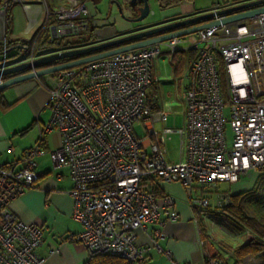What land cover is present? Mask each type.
<instances>
[{"label":"built area","instance_id":"obj_1","mask_svg":"<svg viewBox=\"0 0 264 264\" xmlns=\"http://www.w3.org/2000/svg\"><path fill=\"white\" fill-rule=\"evenodd\" d=\"M61 1L63 5L45 14V25L54 20L55 36H78L88 30L83 18L88 13L86 4L82 0ZM41 4L45 0H5L0 5L3 47L10 9L22 6L28 10ZM238 4L217 2L207 13ZM185 37L196 56L181 94L186 125L177 129L168 127L169 113L157 108L151 94L155 80L152 62L163 53L162 46L170 55L182 50ZM69 49L74 48L58 51ZM38 57L41 55L32 53L11 63L4 49L0 71ZM48 77L44 88L49 93L50 120L42 127L38 143L26 151L20 169L0 165V264L45 262L36 254L43 244L42 228L20 221L11 205L38 180L37 158L47 154L42 144L45 133L53 130L61 135V147L48 154L55 169L69 172L72 217L82 229L73 240L82 244L89 256L143 262L149 249L137 244L136 231L179 221L176 200L161 191L162 185H183L191 208L203 212L212 205L211 193L217 207L230 204V195L219 191L220 184L235 183L250 171H264V13ZM158 123L163 124L162 136L156 129ZM135 127L142 130L143 138L137 136ZM173 134L180 135L181 148L186 140V155L182 158L181 150L178 163L166 157V145ZM161 235L158 231L157 236ZM153 247L164 253L170 264H179L157 242L153 241ZM54 253V249L50 251ZM205 262L221 264L210 253H206ZM241 264L263 261L247 256Z\"/></svg>","mask_w":264,"mask_h":264},{"label":"crops","instance_id":"obj_2","mask_svg":"<svg viewBox=\"0 0 264 264\" xmlns=\"http://www.w3.org/2000/svg\"><path fill=\"white\" fill-rule=\"evenodd\" d=\"M82 1L86 4L88 11L87 15L83 18L87 20L89 27L80 36L86 38L93 35L96 42L100 41V43L131 34L139 29H147L168 22L205 14L210 10H196L195 0L192 3L182 2L179 6L162 9L164 18L161 23L138 25L140 26L138 28V26L124 21L119 12L115 11L114 5L121 4L123 6L124 0H114L111 2L108 11L105 13L100 12L96 8L93 0ZM249 1L253 0H244V2ZM41 5L33 6L28 10L22 6H13L7 15L6 39L10 42H29L39 29L45 28L46 11L56 10L63 5V2L61 0H45V4ZM53 24L54 20L50 22L47 28L48 35L50 36L49 42L55 40L57 43L65 44L76 40V36L69 33L65 34L63 38L55 36ZM90 30L92 31L91 33ZM62 48L55 47L41 54V56L57 52ZM187 52L188 57L185 54ZM195 56L196 53L192 49L187 48L178 51L176 55L163 52L152 62L155 80L151 88V94L156 100L157 108L169 111V116L171 113L169 109L170 102L179 98L188 85L189 68ZM1 58L2 55L0 53ZM24 59V53H22L17 58L10 60V62L14 63ZM166 59L171 64L169 74L168 72H162L156 66V62H165ZM48 83L49 77L46 76L45 79L28 80L4 91V96L8 103L14 104L10 109L0 111L1 166H11L20 169L22 166L21 161L26 151L32 149L38 143L42 127L50 120V113L47 107L49 93L44 88ZM158 124L161 128L157 131L159 136H162L163 124ZM185 125L186 113L183 128H185ZM171 136L169 137L171 138ZM44 138L42 147L46 150L47 154L37 158L38 180L32 188L28 189L12 203L11 211L20 221L33 223L42 228L43 244L37 249L36 254L45 260L44 264H84L89 258L88 252L82 244L73 240V237L79 234L82 229L72 217L73 200L69 195V191L72 189V181L66 168H54L48 154V152H53L61 147V135L57 130H53L45 133ZM145 143L147 144L148 142ZM181 150L182 158H184L187 151L186 140H184L182 148L180 145V152ZM166 157L172 163L180 161L172 159L169 152ZM261 173H264V171H250L241 175L235 183H228L229 185L227 183L220 184L219 191L230 195L249 191L254 188L257 178ZM224 184H227L226 187H222ZM161 191L175 198V210L179 214V221L177 223H169L163 228L160 225H153L146 232L142 230L136 231L137 244L149 249L145 255V260L139 264H170L164 253L154 249L153 241L157 242L164 252H170L173 260L179 264H206V253L218 256L219 259L227 264H235V258L227 248L238 247L252 237L249 235L244 241H239L235 245L227 243L224 240L221 242L214 241L211 234L214 228L213 219L226 218L225 215L219 213L217 210L215 194H210L212 198L210 209L199 215L198 211L191 208L189 196L183 185H162ZM158 231H161L162 235L160 237L157 236ZM232 240L234 239L232 238ZM53 249L55 253L51 255L50 251Z\"/></svg>","mask_w":264,"mask_h":264},{"label":"water","instance_id":"obj_3","mask_svg":"<svg viewBox=\"0 0 264 264\" xmlns=\"http://www.w3.org/2000/svg\"><path fill=\"white\" fill-rule=\"evenodd\" d=\"M149 1L131 0L127 7L137 17L125 16L122 6H119L121 18L131 24L143 22L151 14ZM263 13L264 0H253L216 13H205L147 29H139L131 34L116 37L99 44L46 54L32 62H23L0 71V80L4 79L0 83V92L28 80L39 79L119 53L145 48L173 38L184 37L202 29L250 19ZM220 16L226 17L221 21H213L215 17Z\"/></svg>","mask_w":264,"mask_h":264},{"label":"trees","instance_id":"obj_4","mask_svg":"<svg viewBox=\"0 0 264 264\" xmlns=\"http://www.w3.org/2000/svg\"><path fill=\"white\" fill-rule=\"evenodd\" d=\"M5 0H0V5ZM131 0H124V4L129 6ZM160 7L162 9L173 8L179 6L182 2H193V0H158ZM243 3L244 0H238L235 3ZM52 18L47 23L45 28L39 29L36 35L29 42L17 41L10 42L6 39V46L0 44V53L3 55L4 49L7 53V59L13 60L17 58L20 54L24 53V57L28 58L33 53L35 56H39L45 52L52 50L55 47L63 48H79L82 46H87L96 42L93 35L84 38L78 35V39L75 41H69L65 44L57 43V41L50 40L47 28L52 22ZM92 31L90 30V33ZM62 44V45H61ZM188 57V52L185 53ZM176 55V54H175ZM2 58L0 59V62ZM46 77V76H45ZM45 77L39 78L40 80L45 79ZM14 103H8L4 96V91L0 92V111H6L13 106ZM11 167V166H10ZM6 166V168H10ZM263 172V171H262ZM230 195V194H229ZM209 210V209H208ZM219 213L225 215L226 219L234 222L235 227L244 228L252 234V238L246 243L231 248L228 247L231 255L235 258V264H241V261L247 256H253L260 258L264 264V173H261L257 178L255 186L253 189L238 193L235 195H230V204L227 206L217 207ZM205 212V211H203ZM203 212H198L202 215ZM215 213V214H219ZM205 233V231H204ZM206 238V237H205ZM215 259H218L221 264H227L219 259L218 256L212 255ZM84 264H132L126 259L111 256V255H97L89 256L88 260Z\"/></svg>","mask_w":264,"mask_h":264},{"label":"rangeland","instance_id":"obj_5","mask_svg":"<svg viewBox=\"0 0 264 264\" xmlns=\"http://www.w3.org/2000/svg\"><path fill=\"white\" fill-rule=\"evenodd\" d=\"M114 0H93L94 4L96 5V8L100 12H107L110 3L113 2ZM194 1V0H193ZM238 0H195V8L196 10H205V9H211L217 2L220 3H235ZM104 2H107L104 4ZM150 10L151 14L143 21L140 23H134L133 25H153V24H159L163 21V11L160 5L158 4L157 0H150ZM119 6H122L121 4L114 5L115 11L119 12ZM113 8V6H112ZM124 15L127 17H133L136 14L132 13V11L124 4L122 6ZM140 28V26H138ZM78 39V36H76V40ZM183 44L180 46L182 49H187L189 48V43H188V37H185V39L182 42ZM162 52H166L167 50L165 49L164 46L161 47ZM170 61L168 59L165 60V62H156V66L159 70H162V72H170ZM170 118L168 121V126L172 128H177V129H182L184 127V118H185V113H186V107L185 104L181 100V95L179 98L175 99L174 101H171L170 104ZM169 112V111H168ZM157 130L161 128L159 124L156 125ZM135 132L139 138L144 137V133L139 127H135ZM228 137L231 138L232 133L230 128H228L227 131ZM180 135L174 134L171 136V140L167 142L166 149L169 152V155L172 159H175L176 161L180 160ZM228 184V183H227ZM227 184H224L222 187H226ZM229 185V184H228ZM221 187V188H222ZM228 187V186H227ZM223 189V188H222ZM214 222V228L211 232L212 237L214 241H226L227 243H231L232 245H235L236 243H239V241H244L246 237L249 235L252 237V234L244 228H239L235 227L236 224L234 222H231L227 220L226 218L222 219H213ZM230 234V235H229ZM232 235V236H231ZM230 236V237H229ZM232 238L234 240H232ZM236 241V242H235Z\"/></svg>","mask_w":264,"mask_h":264},{"label":"flooded vegetation","instance_id":"obj_6","mask_svg":"<svg viewBox=\"0 0 264 264\" xmlns=\"http://www.w3.org/2000/svg\"><path fill=\"white\" fill-rule=\"evenodd\" d=\"M135 17H137V15H135Z\"/></svg>","mask_w":264,"mask_h":264}]
</instances>
